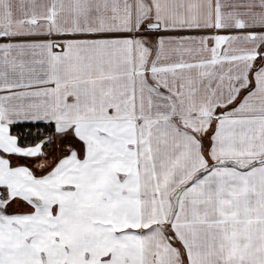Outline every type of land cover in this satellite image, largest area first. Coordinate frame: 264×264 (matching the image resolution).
<instances>
[{
  "label": "snow or ice",
  "instance_id": "1",
  "mask_svg": "<svg viewBox=\"0 0 264 264\" xmlns=\"http://www.w3.org/2000/svg\"><path fill=\"white\" fill-rule=\"evenodd\" d=\"M0 264H264V0H0Z\"/></svg>",
  "mask_w": 264,
  "mask_h": 264
}]
</instances>
